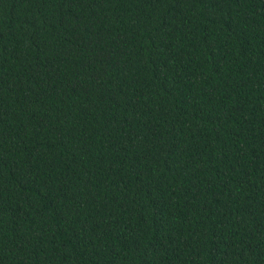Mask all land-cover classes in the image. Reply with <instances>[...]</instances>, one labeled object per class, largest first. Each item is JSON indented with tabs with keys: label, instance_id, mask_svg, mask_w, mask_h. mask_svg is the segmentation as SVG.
<instances>
[{
	"label": "trees",
	"instance_id": "16d2710c",
	"mask_svg": "<svg viewBox=\"0 0 264 264\" xmlns=\"http://www.w3.org/2000/svg\"><path fill=\"white\" fill-rule=\"evenodd\" d=\"M0 264H264V0H0Z\"/></svg>",
	"mask_w": 264,
	"mask_h": 264
}]
</instances>
